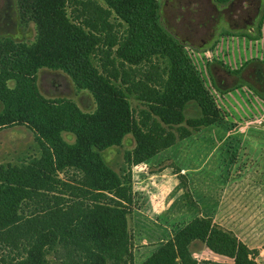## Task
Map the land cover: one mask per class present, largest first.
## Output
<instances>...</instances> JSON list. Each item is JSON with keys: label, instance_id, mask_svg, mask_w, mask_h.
Instances as JSON below:
<instances>
[{"label": "trees", "instance_id": "1", "mask_svg": "<svg viewBox=\"0 0 264 264\" xmlns=\"http://www.w3.org/2000/svg\"><path fill=\"white\" fill-rule=\"evenodd\" d=\"M16 2L21 24H34L36 35L0 38V130L25 127L38 149L0 165V264H135L132 167L219 124L221 112L158 0ZM42 70L62 72L90 93L94 111L44 97ZM128 135L134 147L117 172L102 153ZM197 242L228 264H256L252 250L207 217L192 219L139 264H203L191 249Z\"/></svg>", "mask_w": 264, "mask_h": 264}, {"label": "rangeland", "instance_id": "2", "mask_svg": "<svg viewBox=\"0 0 264 264\" xmlns=\"http://www.w3.org/2000/svg\"><path fill=\"white\" fill-rule=\"evenodd\" d=\"M158 1L162 5L165 26L187 43L186 50L213 96L222 121L161 152L150 162L132 167L133 179L139 180V184H134L135 203L129 215L135 264L151 256L161 243L192 219L204 216L245 241L254 252L256 264H264V192L253 183L236 187L231 182L237 162L240 179H264V104L246 95L245 84H241L243 88L223 89L222 92L212 71L219 42L229 37L232 38L224 42L217 59L226 55L228 61H233L232 56L236 59L248 51L264 60V41L257 42L264 25L263 20L258 28L264 0H232L224 6H217L213 0ZM259 5L257 14L255 8ZM247 7H252L251 16L257 14L256 26L251 31H247L249 25L242 22L249 13ZM225 31L233 32V35L245 32L250 37L244 44V40L233 38L240 36L223 35ZM35 35L34 24H21L16 0H0V38L31 42ZM214 38H219L218 42L209 51L204 50ZM249 41H253L252 46ZM37 85L48 99H70L85 112L95 109L91 94L78 92L71 79L62 72L40 71ZM9 86L13 87L14 82ZM247 100L250 102L246 103ZM188 114L194 115V110ZM63 137L69 143L75 140L71 134L65 133ZM127 137L121 147L102 153L106 163L117 172L125 163V152L134 147L133 137ZM37 145L34 134L25 127L0 130V165L15 164L36 154ZM246 157L253 159L254 165L246 167ZM191 249L194 258L203 264L229 263L209 252L201 243H194Z\"/></svg>", "mask_w": 264, "mask_h": 264}, {"label": "crops", "instance_id": "3", "mask_svg": "<svg viewBox=\"0 0 264 264\" xmlns=\"http://www.w3.org/2000/svg\"><path fill=\"white\" fill-rule=\"evenodd\" d=\"M261 31H262V35L259 37L260 39L257 37V40L259 39L257 42H259L260 40L264 41V25H263ZM231 38L232 37H229L228 39H221L219 42L220 44L218 45V48H217V53L214 54L215 62H214V64H212V71H213V74L215 77V81L218 84V89H220L223 92V89L224 90H226V89L232 90L235 88H238V89L243 88L240 86H241V84H245V85H247L246 87L248 90V93L246 95L249 96L250 99L256 100L257 102H261L262 104H264V100H263L264 99V60H262L261 57H259L258 55L253 56V55L249 54L248 51H246L245 53H243V55L241 54L236 59L234 56H232L233 61L230 60L231 65H229L230 61H228V59H226V57H227L226 55L224 58L217 59L219 56V49L220 48L222 49L224 42L230 40ZM233 38H235L236 40H244L243 41L244 44H247L248 38H246V37L245 38L233 37ZM218 40H219V38H214L213 43L211 45L208 44L207 46H204V50H208L209 47L212 46L213 44H215L216 42H218ZM201 42L204 44L206 43L205 40H202ZM249 43L252 46L253 41H249ZM227 55H230V54L227 53ZM228 66H231V67L228 68ZM236 94L238 95L237 92H236ZM236 100H237V98H236ZM248 102H250V101L247 100L246 103H248ZM237 105H240V103L238 102ZM127 138L128 137H126L125 140ZM214 152H217V151H214ZM250 154H252V153H250ZM246 160H247L245 162L246 167H249L250 165H254L253 159H249L248 157H246ZM237 164H238V162L236 163V166H235V175H233V178L231 177L232 184L237 187L238 185L239 186L240 185H244V186L247 185L248 186V185H250V183H253L254 185L260 186L261 187L260 190L262 192H264V179L263 178H257V179H252V180L249 179V181H248V179H244V180L240 179L241 174H240V172H238L239 169H238ZM134 167L138 168V166H134ZM138 181L139 180H137V182H136L133 179V191H134V184H139ZM240 191L245 192L244 190H240ZM247 193H249V191ZM135 194L136 193L134 191V203H135ZM134 203H133V205H134ZM133 212H135V210ZM238 240H240L242 243L247 245L245 241H243L239 238H238Z\"/></svg>", "mask_w": 264, "mask_h": 264}, {"label": "flooded vegetation", "instance_id": "4", "mask_svg": "<svg viewBox=\"0 0 264 264\" xmlns=\"http://www.w3.org/2000/svg\"><path fill=\"white\" fill-rule=\"evenodd\" d=\"M250 5H253V4H250ZM252 8V7H251ZM250 7H247V9H249L248 10V14H247V17H245V18H243V20H242V22L243 23H245V24H247V25H249V27L247 28V31H251L252 29H254V26H256L255 25V21H254V19H255V15H257L258 13H259V11H260V5L257 7V8H255V11H256V13L257 14H254V17L253 16H251L250 15V9H251ZM263 13H264V6H263ZM252 20V21H251ZM263 20H264V18L262 19V22H263ZM236 21H238V20H236ZM254 21V22H253ZM261 21V20H260ZM259 21V22H260ZM259 22H258V24H259ZM252 23V24H251ZM249 36H250V34H249ZM252 36V35H251ZM248 38V37H247Z\"/></svg>", "mask_w": 264, "mask_h": 264}]
</instances>
